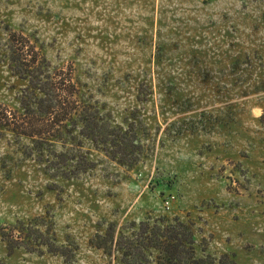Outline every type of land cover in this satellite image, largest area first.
I'll return each mask as SVG.
<instances>
[{
    "label": "rangeland",
    "instance_id": "rangeland-1",
    "mask_svg": "<svg viewBox=\"0 0 264 264\" xmlns=\"http://www.w3.org/2000/svg\"><path fill=\"white\" fill-rule=\"evenodd\" d=\"M11 32L74 83L60 137L40 149L14 125L28 81L10 68ZM0 106L16 116L0 126V264H122L120 232L174 219L197 257L264 264V0H0ZM35 217L36 243L9 245ZM110 228L112 247H97Z\"/></svg>",
    "mask_w": 264,
    "mask_h": 264
},
{
    "label": "trees",
    "instance_id": "trees-1",
    "mask_svg": "<svg viewBox=\"0 0 264 264\" xmlns=\"http://www.w3.org/2000/svg\"><path fill=\"white\" fill-rule=\"evenodd\" d=\"M7 44L11 70L28 81L27 86L22 90L20 100L24 109L23 118L21 117V122L14 125L16 129H20L19 134L30 137L38 147L37 149H40L42 144L50 145L49 142H54L57 140L56 137H60L61 131L58 128L62 127L63 122L68 118L66 104L73 101L71 99L75 91L71 87L73 88L74 83L68 78V84L65 85V88L62 87L65 77L59 76L58 73L50 74L47 70L49 64L45 57L36 50L30 39L22 34L11 32ZM32 102L37 107H32ZM61 104L65 107H62ZM73 110L78 109L75 106H70L68 113L71 114ZM8 112L10 110L0 106V126H10L11 123H14L16 116H9ZM35 112L40 115H54L50 121L48 120L50 118H46V122L42 123L41 121L42 124L37 125L36 122L30 123L29 121V117L36 114ZM11 118L12 120H10ZM79 118L85 124V129L94 130L99 122L98 117L92 113L87 114L84 112L79 115ZM91 135L94 140L97 135L104 136L102 138L104 139L111 136V132L105 133L97 130V133L93 132ZM109 142L111 146L124 151L122 141L109 138ZM116 151L118 150L110 151L112 158L116 157V153H118ZM138 157L137 155L133 156L130 164L127 165L135 163ZM121 162L119 160V163ZM61 174L65 175L64 170ZM44 220L46 219L43 217H35L28 223L20 222L22 225L12 226L7 242L12 246L15 244V247L21 244L32 247L36 243L32 242L34 240L31 238L35 236L33 232L37 231L34 229H38L37 225L46 224L43 222ZM23 224L35 225L32 228L34 231L29 227L25 228ZM50 224H52L51 221ZM114 231V228L108 229L105 235L94 238L95 242L93 240V243L105 250L107 243L109 247H112ZM38 233L39 236L36 237L43 236L41 230H38ZM53 236L52 234V239ZM103 240H106L105 243ZM114 243V249L120 253L119 261L122 264H151V259L155 264H214L213 258L208 254L204 257L196 256L192 228L190 224H186L179 219H174L173 222L168 223H164L162 220L154 224L140 222L138 228L132 230L131 233L120 232ZM40 244L50 246L48 240ZM153 251L156 252V255L152 258ZM219 262L220 264H236L235 260L231 259L227 253L221 254Z\"/></svg>",
    "mask_w": 264,
    "mask_h": 264
},
{
    "label": "built area",
    "instance_id": "built-area-1",
    "mask_svg": "<svg viewBox=\"0 0 264 264\" xmlns=\"http://www.w3.org/2000/svg\"><path fill=\"white\" fill-rule=\"evenodd\" d=\"M174 199L173 195H169L167 198L164 199V206L168 207L170 205V203L172 202V200Z\"/></svg>",
    "mask_w": 264,
    "mask_h": 264
}]
</instances>
